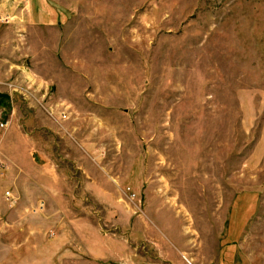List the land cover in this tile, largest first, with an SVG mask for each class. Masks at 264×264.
<instances>
[{
  "label": "rangeland",
  "instance_id": "1",
  "mask_svg": "<svg viewBox=\"0 0 264 264\" xmlns=\"http://www.w3.org/2000/svg\"><path fill=\"white\" fill-rule=\"evenodd\" d=\"M0 264H264V0H0Z\"/></svg>",
  "mask_w": 264,
  "mask_h": 264
},
{
  "label": "crops",
  "instance_id": "2",
  "mask_svg": "<svg viewBox=\"0 0 264 264\" xmlns=\"http://www.w3.org/2000/svg\"><path fill=\"white\" fill-rule=\"evenodd\" d=\"M51 104H52V102L51 103H48V104H46V106H51ZM42 159H44V158H47V154L43 151L42 153ZM38 165V164H37ZM20 167V169H22V170H25V167L24 166H19Z\"/></svg>",
  "mask_w": 264,
  "mask_h": 264
},
{
  "label": "built area",
  "instance_id": "3",
  "mask_svg": "<svg viewBox=\"0 0 264 264\" xmlns=\"http://www.w3.org/2000/svg\"><path fill=\"white\" fill-rule=\"evenodd\" d=\"M2 126H5V124H1ZM6 197L8 198V199H10L11 198V193L10 192H6ZM44 202L43 201H41L40 202V208H44Z\"/></svg>",
  "mask_w": 264,
  "mask_h": 264
},
{
  "label": "bare ground",
  "instance_id": "4",
  "mask_svg": "<svg viewBox=\"0 0 264 264\" xmlns=\"http://www.w3.org/2000/svg\"><path fill=\"white\" fill-rule=\"evenodd\" d=\"M186 259H188V258L186 257ZM188 261H189V259H188ZM189 262H191V261H189Z\"/></svg>",
  "mask_w": 264,
  "mask_h": 264
}]
</instances>
